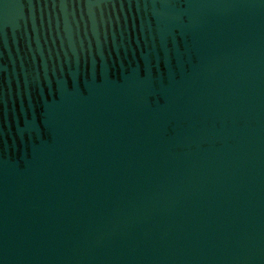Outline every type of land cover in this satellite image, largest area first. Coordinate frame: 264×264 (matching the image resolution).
<instances>
[{
  "label": "water",
  "instance_id": "95a60500",
  "mask_svg": "<svg viewBox=\"0 0 264 264\" xmlns=\"http://www.w3.org/2000/svg\"><path fill=\"white\" fill-rule=\"evenodd\" d=\"M0 264H264V0H0Z\"/></svg>",
  "mask_w": 264,
  "mask_h": 264
}]
</instances>
